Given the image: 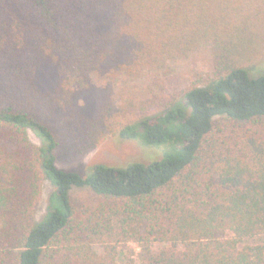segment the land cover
Masks as SVG:
<instances>
[{"label": "trees", "instance_id": "trees-1", "mask_svg": "<svg viewBox=\"0 0 264 264\" xmlns=\"http://www.w3.org/2000/svg\"><path fill=\"white\" fill-rule=\"evenodd\" d=\"M204 45L212 76L182 94L139 100L122 122L112 105L82 111L95 77L140 79ZM110 136L161 157L72 168ZM81 188L96 206L71 199ZM255 237L264 0H0V264H264V241L241 245Z\"/></svg>", "mask_w": 264, "mask_h": 264}, {"label": "rangeland", "instance_id": "rangeland-1", "mask_svg": "<svg viewBox=\"0 0 264 264\" xmlns=\"http://www.w3.org/2000/svg\"><path fill=\"white\" fill-rule=\"evenodd\" d=\"M212 58L210 48L207 45L201 46L198 50L187 57H182L171 62L168 69L160 72H149L143 78L132 79L125 75L111 78L107 76L95 77V87L80 99L82 111L88 113V116H98L104 108L112 105L116 110L114 120L116 122L127 121L135 112L139 100L158 95H180L200 81L212 76ZM43 83L46 85L51 81L50 72H41ZM119 111V112H118ZM30 140L40 145L36 136L29 132ZM161 157V149L145 147L135 140H123L119 136H110L106 141L95 149L89 150L81 158L78 166H72L76 170H81L80 174L87 177L96 165H107L122 167L128 163L142 162L149 163L154 159ZM64 160L70 159L64 156ZM59 167H66L60 164ZM92 168V169H90ZM90 169L87 173H85ZM48 195V187L45 184V198ZM71 199L79 204L88 207H94L98 204V197L88 188L75 189L71 192ZM43 197V203L39 216L45 212L46 202ZM264 241V237H255L245 239L242 246L257 245ZM130 245L139 252L137 244ZM94 250L101 254L103 249L96 245ZM123 257H118V262H122ZM136 264H140L136 258Z\"/></svg>", "mask_w": 264, "mask_h": 264}]
</instances>
